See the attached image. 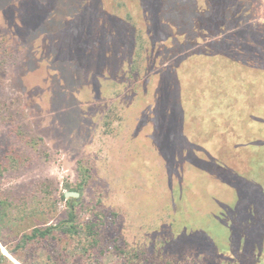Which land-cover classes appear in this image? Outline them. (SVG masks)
Returning a JSON list of instances; mask_svg holds the SVG:
<instances>
[{
	"label": "rangeland",
	"instance_id": "1",
	"mask_svg": "<svg viewBox=\"0 0 264 264\" xmlns=\"http://www.w3.org/2000/svg\"><path fill=\"white\" fill-rule=\"evenodd\" d=\"M16 3L0 5V33L13 55L0 69V144L18 143L13 132L18 128L41 139L42 154L5 174L0 188L29 194L30 205L40 200L37 211L51 214L53 224L66 216V200L72 197L60 196L67 192L65 183L81 180V161L90 174L78 196L77 221L101 218L102 235L118 236L121 246L143 249L149 238L172 239L177 232L182 241L263 251L262 152L252 144L249 153L246 148L236 154L237 161L229 160L233 152L226 146L217 152L197 138L193 104L179 103L196 98V78L188 81L184 95L180 87L178 92L172 83L164 85L185 64L170 62L171 50L180 45L167 37L161 8L151 10L146 0H50L46 16L26 27L25 14L12 6ZM117 3L123 4L120 9ZM126 11L150 43L137 69V76L149 78L136 90L125 79L133 47ZM164 15L179 28L171 30L182 33L181 16ZM69 50L82 52L83 70L74 56L64 55ZM224 79L213 83L214 89ZM228 84L223 87L230 89ZM54 252L53 243L45 242L36 262ZM81 253L68 251L66 259L86 264ZM98 260L124 264L110 253ZM186 264L204 263L187 257Z\"/></svg>",
	"mask_w": 264,
	"mask_h": 264
},
{
	"label": "trees",
	"instance_id": "2",
	"mask_svg": "<svg viewBox=\"0 0 264 264\" xmlns=\"http://www.w3.org/2000/svg\"><path fill=\"white\" fill-rule=\"evenodd\" d=\"M3 1L0 0L2 7ZM49 1L17 0L12 6L22 10L25 26L32 27L37 25L39 18L46 16L48 8L44 5L49 6ZM146 1H150L151 10L161 8L164 14L171 12L181 16L180 25L184 27L181 28L182 33L176 30L179 29L177 24L173 20L170 22L163 14L167 37L172 43L174 41L180 45V49L176 47L171 50L170 62L172 66L179 61L185 64L177 72L175 67L172 68L175 73L169 76L164 85L172 83L178 92L181 88L184 95L189 89L188 81L196 78L193 88L198 94L196 98L190 101L179 100V103L193 104V120L199 131L197 138L202 137L205 144L217 152L226 146L233 152L228 159L234 161L238 160L236 154L241 150L246 151L247 148L246 152L249 153L248 148L256 144L255 149L262 152L264 160V0ZM122 5L117 3L116 6L120 9ZM125 17L133 31L131 65L125 79L128 86L136 90L139 84L149 78L137 76V69L143 57L145 59L144 50L150 43L144 39L142 30L137 28L138 24L132 14L126 11ZM172 28H176L174 32ZM4 38L0 33V69L6 60H13ZM81 54L80 50L64 53L68 58L74 56L80 70H83L79 62ZM75 55H78V62ZM175 75L178 76L177 83ZM218 75L225 79L218 84L221 88L217 86L214 89L213 83L220 81L221 76ZM225 83H229L230 89L223 87ZM225 114L233 116V120L229 121ZM108 123L105 121V126ZM13 132L18 143L9 139L0 144V181L8 172L29 166L34 155L42 154L38 147L40 138L26 136L18 128H13ZM242 142L246 145H242ZM218 160L215 161L218 163ZM78 167L81 180L76 185L65 183L67 192L81 194L83 186L87 184L89 167L81 161ZM16 192L10 193L0 188V246L19 264H38V250L47 241L53 243L55 252L47 254L41 264H78L77 261L66 259L68 251L75 253L77 249L81 250L80 255L85 257L86 264H100L98 258L107 253L116 254L124 264H186L187 257L204 264H260L264 260V250L257 247L245 245L242 251L232 246L221 249L217 244L206 246L197 239L179 240L177 232L172 239L149 238L143 249L121 246L118 236L108 239L102 235L104 221L101 218L77 221L76 206H82L78 198H68L65 218L52 224L51 214L43 209L37 211L40 200H34L37 205H30L32 202L29 203V194ZM60 197L64 199V193ZM54 202L55 199H52L53 208ZM0 264H13L1 250Z\"/></svg>",
	"mask_w": 264,
	"mask_h": 264
},
{
	"label": "water",
	"instance_id": "3",
	"mask_svg": "<svg viewBox=\"0 0 264 264\" xmlns=\"http://www.w3.org/2000/svg\"><path fill=\"white\" fill-rule=\"evenodd\" d=\"M79 193L77 192H65L64 193V197L68 198V197H72V198H78Z\"/></svg>",
	"mask_w": 264,
	"mask_h": 264
}]
</instances>
